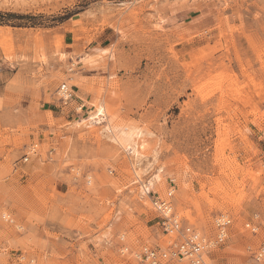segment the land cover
Listing matches in <instances>:
<instances>
[{
	"label": "rangeland",
	"instance_id": "1",
	"mask_svg": "<svg viewBox=\"0 0 264 264\" xmlns=\"http://www.w3.org/2000/svg\"><path fill=\"white\" fill-rule=\"evenodd\" d=\"M188 226L207 264H264V0H0V264H147Z\"/></svg>",
	"mask_w": 264,
	"mask_h": 264
},
{
	"label": "built area",
	"instance_id": "2",
	"mask_svg": "<svg viewBox=\"0 0 264 264\" xmlns=\"http://www.w3.org/2000/svg\"><path fill=\"white\" fill-rule=\"evenodd\" d=\"M59 98L67 103L74 97V89L72 86L68 85L66 82L60 84ZM27 159V158H26ZM154 204L158 209L163 211L165 220L163 221L164 228L167 231L173 232L179 230V222L173 213L169 212L168 204L159 199L154 201ZM230 223V218L222 215L218 219V226L221 231V235L224 234L225 228ZM252 231L257 230L256 225H252L251 222L246 223ZM205 239L201 237L200 234L195 230V228L188 226L183 233V240L167 249H158L157 247L144 246L140 256L143 262L147 264H165L169 260L175 258H188L190 264H207L204 259L205 251ZM255 257L258 261L264 263V245H261L257 250L254 251Z\"/></svg>",
	"mask_w": 264,
	"mask_h": 264
},
{
	"label": "bare ground",
	"instance_id": "3",
	"mask_svg": "<svg viewBox=\"0 0 264 264\" xmlns=\"http://www.w3.org/2000/svg\"><path fill=\"white\" fill-rule=\"evenodd\" d=\"M103 102L104 101L94 105L95 110H94V112L90 113V118L87 120V122L89 124H93V125L94 124H102L105 122L104 129L107 130L108 133H110V137L114 141H116L124 149V151L126 150L127 152L132 154L134 157L137 158V160L140 159V157H141L140 152H139V145H141L139 142L140 132L130 129L132 127H130L127 131L123 130V124L116 122L117 120H115V116L109 114L108 109H107V105ZM142 133H141V136L143 135ZM138 177H140V176H138ZM150 180L146 181V182L142 181V185H141L142 193L148 194V192L150 191V189H151ZM153 180H155V181L158 180L157 175H154ZM161 201H164L168 204V207H169L168 213L170 214V212H172L171 204L165 200H161Z\"/></svg>",
	"mask_w": 264,
	"mask_h": 264
},
{
	"label": "crops",
	"instance_id": "4",
	"mask_svg": "<svg viewBox=\"0 0 264 264\" xmlns=\"http://www.w3.org/2000/svg\"><path fill=\"white\" fill-rule=\"evenodd\" d=\"M106 39H107V38H106ZM106 39H105V40H106ZM99 43H100V46H101V47H106V45H104V41H101V42H99ZM101 53H102V52H101ZM98 55L102 56L100 53H99Z\"/></svg>",
	"mask_w": 264,
	"mask_h": 264
}]
</instances>
